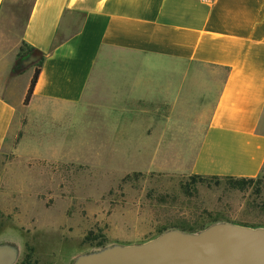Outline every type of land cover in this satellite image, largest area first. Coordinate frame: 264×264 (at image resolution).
<instances>
[{"label":"crops","instance_id":"crops-1","mask_svg":"<svg viewBox=\"0 0 264 264\" xmlns=\"http://www.w3.org/2000/svg\"><path fill=\"white\" fill-rule=\"evenodd\" d=\"M10 0H0V25ZM17 40L0 53V152L17 133L28 89L18 45L43 56L25 114L108 109L148 125L138 141L175 164L149 171L257 178L264 168V0H32ZM205 110L203 128L182 132L181 109ZM176 118L177 121L172 120ZM140 153L147 146H132ZM141 171L142 170H132Z\"/></svg>","mask_w":264,"mask_h":264},{"label":"rangeland","instance_id":"rangeland-1","mask_svg":"<svg viewBox=\"0 0 264 264\" xmlns=\"http://www.w3.org/2000/svg\"><path fill=\"white\" fill-rule=\"evenodd\" d=\"M31 1L10 0L3 39L19 38ZM9 44L0 43V53ZM20 48L18 88L39 60ZM25 107L17 110L9 149L0 152V241L19 244L14 264H71L103 238L105 244L144 242L166 229L190 231L212 221L264 227V168L241 189L223 179L147 172L176 161L152 156L153 142L137 140L148 122L138 121L130 138L129 122L108 109L75 107L64 119L47 109L31 121ZM204 115L199 101L181 109L184 133L170 144H185L190 130L198 134ZM141 145L147 149L140 153L131 148Z\"/></svg>","mask_w":264,"mask_h":264},{"label":"water","instance_id":"water-1","mask_svg":"<svg viewBox=\"0 0 264 264\" xmlns=\"http://www.w3.org/2000/svg\"><path fill=\"white\" fill-rule=\"evenodd\" d=\"M20 246L0 241V264H14ZM71 264H264V227L215 221L195 231L170 228L130 244L109 243L78 254Z\"/></svg>","mask_w":264,"mask_h":264},{"label":"trees","instance_id":"trees-1","mask_svg":"<svg viewBox=\"0 0 264 264\" xmlns=\"http://www.w3.org/2000/svg\"><path fill=\"white\" fill-rule=\"evenodd\" d=\"M22 46L24 48L29 49L30 51H32V53L36 52L35 49H33L32 47H30L29 45H27L25 43H22ZM19 52H22V48L19 49ZM18 57H19V55H18ZM42 62H43V56H41L39 58V60L36 62V64L34 65V71H33V74H32V77H31V80H30V83H29V86H28V89L26 91V94H25V97H24V101H23V105L24 106L28 105L29 100H30V98L32 96L33 89H34V87L36 85L38 76L40 74V68H41ZM191 178L192 179H196V178L197 179L211 178V179H216V180L217 179H223V180H226V181L230 182V184H233L234 185L233 188H238V189H241L244 184L252 183L256 179V178H234V177H217V176H201V175H192ZM203 227L204 226L199 227L197 229H190V231H195V230L201 229ZM183 230H186V229H183ZM89 239H90V237H88V236L85 238V240H89ZM103 245H105L104 238H103V241L100 240L99 242H97L96 247L103 246Z\"/></svg>","mask_w":264,"mask_h":264}]
</instances>
